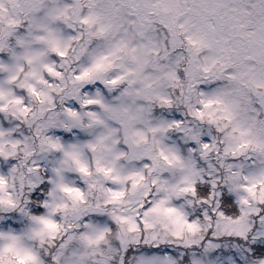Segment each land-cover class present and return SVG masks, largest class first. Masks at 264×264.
<instances>
[{
  "label": "snow or ice",
  "instance_id": "snow-or-ice-1",
  "mask_svg": "<svg viewBox=\"0 0 264 264\" xmlns=\"http://www.w3.org/2000/svg\"><path fill=\"white\" fill-rule=\"evenodd\" d=\"M0 264H264V0H0Z\"/></svg>",
  "mask_w": 264,
  "mask_h": 264
}]
</instances>
